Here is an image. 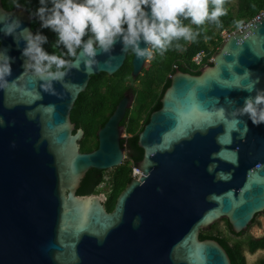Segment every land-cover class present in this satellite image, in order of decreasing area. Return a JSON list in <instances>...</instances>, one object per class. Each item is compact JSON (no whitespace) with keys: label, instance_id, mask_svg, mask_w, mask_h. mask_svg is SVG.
<instances>
[{"label":"water","instance_id":"water-1","mask_svg":"<svg viewBox=\"0 0 264 264\" xmlns=\"http://www.w3.org/2000/svg\"><path fill=\"white\" fill-rule=\"evenodd\" d=\"M14 18L21 28L0 32V60L14 58L0 88V264H232L218 241L200 235L221 219L242 233L264 213V123L239 111L264 89V15L232 33L200 75L172 74L139 134L142 175L111 212L103 194L78 190L89 170L124 163L121 123L133 95L117 104L91 152L80 151L85 132L71 111L92 76L114 75L131 51L118 41L87 69L82 57L53 94L21 54L36 16L0 0V22ZM131 53L138 77L147 61Z\"/></svg>","mask_w":264,"mask_h":264},{"label":"clouds","instance_id":"clouds-1","mask_svg":"<svg viewBox=\"0 0 264 264\" xmlns=\"http://www.w3.org/2000/svg\"><path fill=\"white\" fill-rule=\"evenodd\" d=\"M226 12L224 0H40V7L32 14L38 17L41 28H49L57 34L53 47L63 45L65 50L60 54L49 53L43 47L47 36L25 28L27 35L21 52L26 57L24 67L47 81L46 90L55 94L54 82L63 80L67 70L79 68L82 57L85 68H91L99 63V52H112L119 41L122 51H131L136 57L150 61L154 52L163 54L169 47L181 50V40H196L199 29L191 25L200 26L210 21L219 26L220 17ZM184 20L189 23L185 24ZM242 23L234 21L238 28ZM19 28L21 21L16 18L0 22V32L4 35H13ZM238 28L227 31L231 35ZM141 42L146 46L141 47ZM13 60L8 55L0 60V88L9 83L6 78L11 75ZM239 111L247 114L254 124L264 123V89L246 97ZM3 123L0 117V125ZM133 178L137 177L133 175ZM100 187L107 189L106 183Z\"/></svg>","mask_w":264,"mask_h":264},{"label":"trees","instance_id":"trees-1","mask_svg":"<svg viewBox=\"0 0 264 264\" xmlns=\"http://www.w3.org/2000/svg\"><path fill=\"white\" fill-rule=\"evenodd\" d=\"M2 1L7 10L16 8L19 3L20 6L26 7L31 14L40 7V0ZM209 7L211 8V4ZM224 7L227 12L220 17L222 23L219 26L210 21H206L200 26L191 25L193 29H199L196 40H181L180 43L183 45L181 50L169 47L163 54L154 52L150 65L146 66L138 77H134L132 74L133 55L131 52L128 53L122 68L114 75L99 73L92 76L87 90L79 95L71 111V119L76 124V128H81L85 132L80 142L81 152H91L97 149L98 130L105 125L117 104L127 93H134L137 100L121 123L126 133L131 134L130 139L121 140L123 148L127 144L130 156L119 167L110 170H89L81 182L78 195L99 194L104 191L100 185L106 183L108 190L106 191L105 207L108 212L113 211L118 196L133 180L134 166L143 158L144 151L138 145L139 133L149 122L152 112L161 108V98L171 84L170 75L177 70L200 75L204 67L212 66L213 62L210 59L219 53L225 42L222 36L223 31H235L238 28L234 24L235 20L246 23L255 18L264 9V0H235L234 4L231 0H224ZM184 23L187 24L189 21L184 20ZM32 29L34 32L40 31L47 36V42L43 47L49 53L60 54V51L65 50L63 45L53 47L58 39L57 34L49 28H41L38 17L32 21ZM202 51L204 52L203 63L198 66L194 64L193 58ZM174 65H177L178 69L175 70ZM136 83H139L140 87H137ZM257 217L258 215L252 224L256 223ZM225 223L226 231L235 237H241L244 234V232L235 233L227 219H225ZM200 238L201 240L218 241L227 250L232 264H249L246 251L254 254L258 250H264V236L259 238L250 236L242 241L236 239L231 241L230 237L223 235L217 229V224L208 230L201 231ZM256 264H264V257Z\"/></svg>","mask_w":264,"mask_h":264},{"label":"rangeland","instance_id":"rangeland-1","mask_svg":"<svg viewBox=\"0 0 264 264\" xmlns=\"http://www.w3.org/2000/svg\"><path fill=\"white\" fill-rule=\"evenodd\" d=\"M231 2L234 4L235 0H231ZM150 61H147L146 66L150 65ZM136 85H137V87H140L139 83H136ZM135 100H137L136 95H135ZM122 137L123 138L130 137L128 133L126 134V130L124 128L122 131ZM125 154H126V159H128V157L130 156V150L128 147L125 148ZM106 190H108V189H106ZM215 224H217V229L220 230L223 233V235L230 237L231 241H233L235 239L242 241L244 239H248V237H250V236L255 237V238H259V237L264 236V213L258 214L256 223L251 224L248 227V229H246L244 231V234L241 237H235L233 234L226 231L225 219H221ZM245 254H246V258H247V261L249 264H256L262 257H264V250H258L254 254H251L248 251H246Z\"/></svg>","mask_w":264,"mask_h":264},{"label":"built area","instance_id":"built-area-1","mask_svg":"<svg viewBox=\"0 0 264 264\" xmlns=\"http://www.w3.org/2000/svg\"><path fill=\"white\" fill-rule=\"evenodd\" d=\"M262 15H264V9L255 18H253L251 21L242 24L238 28L237 31L246 28L249 24H251L253 21H255L257 18H259ZM229 35H230V32L227 31V30L223 31V33H222V36L225 37V38H227ZM203 59H204V52L202 51V52H199L198 54H196V56L193 58V62H194V64H196L198 66H201L202 63H203ZM210 61L212 62L213 58H211ZM174 69L175 70L178 69L177 65H174ZM133 175L138 178V177H140L142 175V172H141V170L138 167H134Z\"/></svg>","mask_w":264,"mask_h":264},{"label":"flooded vegetation","instance_id":"flooded-vegetation-1","mask_svg":"<svg viewBox=\"0 0 264 264\" xmlns=\"http://www.w3.org/2000/svg\"><path fill=\"white\" fill-rule=\"evenodd\" d=\"M98 75V74H97ZM132 95H133V98H134V100H133V104H132V108L134 107V105H135V102H136V100H135V94L134 93H132ZM131 108V109H132ZM127 134V133H126ZM140 134V133H139ZM85 135V134H84ZM129 136L130 137H128V138H123L122 137V139H126V140H128V139H130L131 138V134H129ZM139 138V137H138ZM127 147V144H125V146H124V150H125V148ZM126 155V154H125ZM104 191L103 192H101L102 194H104L105 195V198L107 199V192H106V190L105 189H103Z\"/></svg>","mask_w":264,"mask_h":264}]
</instances>
